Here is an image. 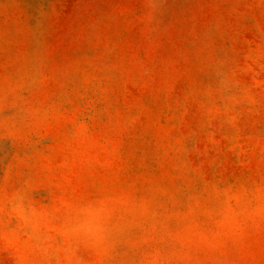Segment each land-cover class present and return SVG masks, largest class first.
<instances>
[{
    "label": "rangeland",
    "instance_id": "obj_1",
    "mask_svg": "<svg viewBox=\"0 0 264 264\" xmlns=\"http://www.w3.org/2000/svg\"><path fill=\"white\" fill-rule=\"evenodd\" d=\"M0 264H264V0H0Z\"/></svg>",
    "mask_w": 264,
    "mask_h": 264
}]
</instances>
